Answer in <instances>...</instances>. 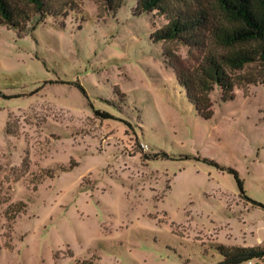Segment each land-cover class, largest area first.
I'll use <instances>...</instances> for the list:
<instances>
[{
  "label": "rangeland",
  "instance_id": "obj_1",
  "mask_svg": "<svg viewBox=\"0 0 264 264\" xmlns=\"http://www.w3.org/2000/svg\"><path fill=\"white\" fill-rule=\"evenodd\" d=\"M69 1L0 25V195L26 204L10 233L0 204V264H214L216 244H264L263 85L214 91L202 119L149 38L163 16Z\"/></svg>",
  "mask_w": 264,
  "mask_h": 264
},
{
  "label": "trees",
  "instance_id": "obj_2",
  "mask_svg": "<svg viewBox=\"0 0 264 264\" xmlns=\"http://www.w3.org/2000/svg\"><path fill=\"white\" fill-rule=\"evenodd\" d=\"M98 1L110 14H115L124 2ZM69 4V0H0V25L15 29L20 35L32 17L37 15V22H42L60 15L58 12L62 10L66 12L64 8ZM145 12H156L165 18L166 23L152 31L149 38L154 43H162L164 63L202 119L213 116L211 95L214 91L223 104L234 99L237 85L245 87L259 82L264 88V0H134L132 13L138 16ZM174 46L183 47L187 56L182 57ZM251 65L258 67L256 72L237 73ZM74 86L85 94L82 85L74 83ZM115 93L118 102L124 101V94L118 90ZM94 113L100 118H117L103 109H96ZM159 154L154 153L152 157ZM229 172L242 190L237 174ZM0 204H6L2 215L10 233L15 218L25 211L26 204L22 200L3 199L1 195ZM253 204L258 205L254 201ZM216 250L221 259L214 264L264 261V244L246 247L220 243L216 244Z\"/></svg>",
  "mask_w": 264,
  "mask_h": 264
}]
</instances>
